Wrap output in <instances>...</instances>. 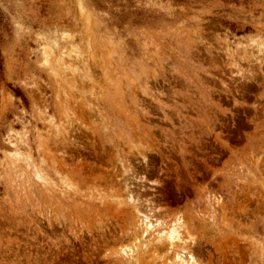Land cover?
<instances>
[{"label":"rangeland","instance_id":"rangeland-1","mask_svg":"<svg viewBox=\"0 0 264 264\" xmlns=\"http://www.w3.org/2000/svg\"><path fill=\"white\" fill-rule=\"evenodd\" d=\"M0 264H264V0H0Z\"/></svg>","mask_w":264,"mask_h":264},{"label":"trees","instance_id":"trees-1","mask_svg":"<svg viewBox=\"0 0 264 264\" xmlns=\"http://www.w3.org/2000/svg\"><path fill=\"white\" fill-rule=\"evenodd\" d=\"M1 74H2V60L0 55V80H1Z\"/></svg>","mask_w":264,"mask_h":264}]
</instances>
